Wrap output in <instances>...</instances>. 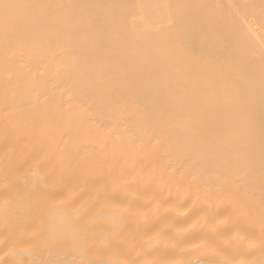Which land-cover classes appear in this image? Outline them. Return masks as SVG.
<instances>
[{"label": "bare ground", "instance_id": "6f19581e", "mask_svg": "<svg viewBox=\"0 0 264 264\" xmlns=\"http://www.w3.org/2000/svg\"><path fill=\"white\" fill-rule=\"evenodd\" d=\"M13 39L44 47L14 62ZM49 44L75 64L46 68ZM262 44L264 0H7L0 264H264ZM80 73L129 101L117 135L66 91ZM132 100L198 112L173 134L190 136L209 173L243 153L247 175L219 187L169 168L152 145L131 142ZM58 213L82 238L47 239Z\"/></svg>", "mask_w": 264, "mask_h": 264}, {"label": "snow or ice", "instance_id": "6c2138e0", "mask_svg": "<svg viewBox=\"0 0 264 264\" xmlns=\"http://www.w3.org/2000/svg\"><path fill=\"white\" fill-rule=\"evenodd\" d=\"M6 4L7 0H0V7L6 6ZM7 47L12 51L14 62L30 63L35 50L44 47V43L36 40L13 39L8 41ZM48 47L49 52L44 57V59L49 60V63L45 64L46 68L55 67L56 72L59 73L63 68L70 66L65 64V61L72 60L66 50H58L53 48L51 44ZM260 58L264 62V44L261 46ZM72 64H75V60H72ZM229 71H238V69H229ZM66 91L71 97L77 99L79 104L84 106V111L90 117L99 116L101 123L98 126L107 129L109 134L117 135L121 125L125 124L124 114L129 101L121 103L110 94L98 93L86 73H80L79 78L75 83H70ZM130 102L135 104L136 117L132 122L131 142L140 147L152 145L158 153L162 154V158L168 161L167 166L169 168L178 164L176 171L187 169L189 175L205 183L210 180L212 184L219 187H223L222 181L224 180L229 178L239 180L247 175L248 161L243 153L239 151L233 153L230 158L220 161L221 171L209 173L207 170L210 161L195 149L190 136L173 134L174 130L186 127L184 124L186 119H199L198 112L177 115L166 109L150 111L146 106H141L133 100ZM104 120H107V123H104ZM127 133L128 129L125 128V132L121 135ZM118 138H120L119 135ZM212 177H215V179H212ZM262 178H264V172H262ZM32 187H35V182H33ZM27 203V200L22 201V204ZM67 223V216L58 213L48 225L47 239L52 243H56L70 236L73 239L82 238L81 232L74 231L70 234L65 227Z\"/></svg>", "mask_w": 264, "mask_h": 264}]
</instances>
